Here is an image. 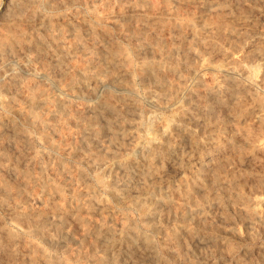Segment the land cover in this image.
<instances>
[{"label":"rangeland","instance_id":"374dc122","mask_svg":"<svg viewBox=\"0 0 264 264\" xmlns=\"http://www.w3.org/2000/svg\"><path fill=\"white\" fill-rule=\"evenodd\" d=\"M261 55L264 0H0V264H264Z\"/></svg>","mask_w":264,"mask_h":264},{"label":"bare ground","instance_id":"6f19581e","mask_svg":"<svg viewBox=\"0 0 264 264\" xmlns=\"http://www.w3.org/2000/svg\"><path fill=\"white\" fill-rule=\"evenodd\" d=\"M174 1V0H173ZM200 3H201V1H199ZM199 3V4H200ZM175 5V4H174ZM245 5V4H244ZM128 7V6H127ZM205 7H207V6H205ZM169 8V7H168ZM208 8V7H207ZM262 9H263V7H262ZM208 11H209V9H208ZM210 11H213V10H210ZM209 11V12H210ZM217 11V10H216ZM81 12V11H80ZM87 12V11H86ZM223 12V11H222ZM43 13V12H42ZM155 13V12H154ZM83 16H85V15H83ZM118 16V15H117ZM151 16V15H150ZM202 17H204V15L202 16ZM66 18V17H65ZM102 18V17H101ZM151 18V17H150ZM169 18V17H168ZM201 19H203V18H201ZM262 19V18H261ZM247 20V19H246ZM81 21V20H80ZM174 21V20H173ZM202 21V20H201ZM248 21V20H247ZM200 22V21H199ZM201 24V23H200ZM216 24V23H215ZM223 24V23H222ZM194 27H196L194 24H192ZM210 25V24H209ZM236 25V24H235ZM110 26V25H109ZM226 26V25H225ZM203 28V27H202ZM228 28V27H227ZM260 28V27H259ZM208 30V29H207ZM232 30L234 31V33L235 34H237L238 36H245V37H247V36H249V34L252 32V30H253V28L251 29V28H248V26H246V25H240V26H233L232 27ZM254 30H255V28H254ZM194 31H195V29H194ZM257 30H255V32H256ZM259 31V30H258ZM152 34V33H151ZM154 34V33H153ZM232 35V34H231ZM189 37V36H188ZM191 37H194V38H197V40H199V41H202V40H207L208 38V36H206V35H198L197 36V34L195 33V32H193V34L189 37V38H191ZM252 37V36H251ZM241 38V37H240ZM253 38V37H252ZM248 43V42H247ZM26 44V43H25ZM59 44V43H58ZM79 47V46H78ZM186 47V46H185ZM202 48V47H201ZM208 48H210V47H208ZM207 47H204V52H205V54L206 53H208L211 57H212V59L213 58H215V55H217V54H219L220 52L219 51H217V52H212V51H210V49H208ZM226 48V47H225ZM250 48V47H249ZM141 50V49H140ZM229 53V52H228ZM193 54H196V53H193ZM231 54V53H230ZM235 54V53H234ZM187 55V54H186ZM198 55V54H197ZM197 55H194V56H197ZM201 56V55H200ZM206 56V55H205ZM205 56H203V57H205ZM262 56V55H261ZM234 57V56H233ZM251 57V56H250ZM13 58V57H12ZM198 58H200V57H198ZM262 58V60H263V66H264V56H262L261 57ZM118 59V58H117ZM163 60V59H162ZM206 60V59H205ZM205 60H203L202 62H200V64L196 67V70H195V72H194V74H193V77H192V79L193 78H196L197 77V74H198V72L199 71H202V70H206V68L207 69H209L208 67H210L211 66V63H210V60L209 61H205ZM205 61V62H204ZM24 62V61H23ZM125 62V61H124ZM29 64V63H28ZM183 64V63H182ZM219 64V63H218ZM119 65V64H118ZM146 65V64H145ZM219 66V65H218ZM217 66V67H218ZM182 67V66H181ZM253 67V66H252ZM22 68V67H21ZM151 67L149 66L148 67V69H150ZM166 68V67H165ZM220 68V71H223L225 74H227L228 75V77L229 78H235V77H237V75H241V80H243L244 79V77L245 76H248V74L247 73H245V75L243 74L245 71L242 69V66H238L236 63H234V61L232 60V58L231 57H228L227 59L225 58V61L222 63V65L219 67ZM252 69H254V68H252ZM26 70V69H25ZM104 70V69H103ZM1 71V70H0ZM111 71V70H110ZM122 71V70H121ZM193 71V70H192ZM58 72V71H57ZM167 72H168V70H167ZM254 72V71H253ZM258 72V71H257ZM176 74V73H175ZM174 75V74H173ZM201 75V74H200ZM209 75V74H208ZM244 75V76H243ZM251 75H253V73L251 74ZM257 75V74H256ZM249 77H250V75H249ZM123 78V77H122ZM209 78V77H208ZM256 78H258V75H257V77ZM210 79V78H209ZM208 79V80H209ZM212 79V78H211ZM249 79V78H248ZM251 79V78H250ZM260 79V78H259ZM7 80V79H6ZM177 80V79H176ZM180 80V79H179ZM181 80H183V79H181ZM186 80H189V79H186ZM104 81V80H103ZM247 81V80H246ZM106 82H110L111 84L113 83L114 84V86H116L118 89V93L117 94H113V93H109L111 96H113L114 95V98L116 99V100H119V101H125L127 98H126V96H125V94H124V90L127 88V85L125 84V83H123V82H121V81H119L118 79H116V78H110V79H107L106 80ZM187 82V81H186ZM252 82V81H251ZM254 82H255V79H254ZM257 82V81H256ZM176 83V82H175ZM190 83V82H189ZM258 83V82H257ZM256 83V84H257ZM189 84H187V83H185L183 86H179L178 88H177V91H180V90H182V89H185V88H188L187 86H188ZM215 85V84H214ZM235 85V84H234ZM101 86V85H100ZM111 86V85H110ZM13 87V86H12ZM58 87V86H57ZM74 87V86H73ZM108 87V86H107ZM226 87V86H225ZM231 87V89H233V87L232 86H230ZM213 88V87H212ZM107 89V88H106ZM238 89V88H237ZM58 90V89H57ZM80 90V89H79ZM98 91V90H97ZM101 91V90H100ZM108 91V90H107ZM203 91V90H202ZM172 92V91H171ZM97 93V92H96ZM169 93V92H168ZM214 93H217V92H214ZM246 93V92H245ZM68 95V94H67ZM216 95V94H215ZM8 96V95H7ZM155 96V95H154ZM160 97V96H159ZM215 97V99H211V100H209L208 101V106H213V104L215 103V102H217L218 100H219V98H217V96H214ZM75 98V97H74ZM107 98V97H106ZM166 98V97H165ZM184 98V97H183ZM234 98V97H233ZM113 99V98H112ZM188 99V98H187ZM131 100V99H130ZM163 100V99H162ZM246 102V101H245ZM43 103V102H42ZM103 103V105L104 106H110V100H108V99H106L105 101H103L102 102ZM244 103V102H243ZM175 105V104H174ZM174 105H172V106H174ZM254 105V104H253ZM127 106V105H126ZM171 106V107H172ZM190 106V105H189ZM264 106V105H263ZM159 107V106H158ZM125 108V107H124ZM246 108V107H245ZM260 108L261 109H263V107L262 106H260ZM233 109V108H232ZM179 110V109H178ZM245 110L246 109H244V108H241V107H239V108H237V110H235L233 113H232V115H231V117L236 121L237 119H239V118H241L242 117V114H244L243 112H245ZM171 111V110H170ZM176 111V110H175ZM180 111V110H179ZM231 111V110H230ZM178 112V111H177ZM258 112H262V111H258ZM151 117V116H150ZM102 119V118H101ZM104 121V120H103ZM203 121V120H202ZM231 122V121H230ZM38 123V122H37ZM137 123V122H136ZM161 125V124H160ZM224 128H229V130L230 129H234V131H235V128H236V124L235 123H233V122H231V123H227L225 126H224ZM149 130V129H148ZM109 132V131H108ZM148 132V131H147ZM230 132V131H229ZM110 133V132H109ZM129 138V137H128ZM144 138V137H143ZM127 139V138H126ZM11 140V139H10ZM209 142L211 143V142H214L215 143V137L212 135V134H210V136H209ZM12 141V140H11ZM15 142V141H14ZM84 142V141H83ZM139 142H137V144H138ZM6 144V143H5ZM13 144V143H12ZM85 145V144H84ZM100 145V144H99ZM104 145V144H103ZM86 146V145H85ZM102 146V145H101ZM104 147V146H103ZM79 148V147H78ZM129 148V147H128ZM108 153V152H107ZM119 155V154H118ZM188 160V159H187ZM178 162V161H177ZM109 166V165H108ZM100 171V170H99ZM171 171V170H170ZM171 173V172H170ZM176 176V175H175ZM157 177V176H156ZM86 193V192H85ZM105 193V192H104ZM87 196H88V194H87ZM126 196V195H125ZM149 196L150 195H145V196H143V197H140L139 199H137V201H138V204H140V206H142L143 204H145L147 201H148V198H149ZM132 198V197H131ZM133 198H135V197H133ZM81 200V199H80ZM44 201V200H43ZM94 202V201H93ZM154 202V201H153ZM164 202V201H163ZM33 203V202H32ZM37 203H39V202H37ZM41 203V202H40ZM43 203V202H42ZM41 203V204H42ZM29 205V204H28ZM99 205V204H98ZM99 206H102V205H99ZM148 206V205H147ZM155 207H157L156 205H155ZM208 207V206H207ZM45 208V207H44ZM48 208V207H47ZM114 208V207H113ZM133 208V207H132ZM145 208H146V206H145ZM27 209V208H26ZM186 209V208H185ZM28 210V209H27ZM49 210V209H48ZM98 210V209H97ZM50 211V210H49ZM64 213V212H63ZM199 214V213H198ZM167 215V214H166ZM27 217V216H26ZM25 217V218H26ZM52 217H53V214L52 213H49V214H45L44 216H43V221H50V220H52ZM8 218V217H7ZM198 219V218H197ZM117 220H119V219H117ZM57 221V220H56ZM47 223V222H46ZM49 223V222H48ZM43 226V225H42ZM45 227V226H44ZM119 227V226H118ZM5 234V233H4ZM70 235V234H69ZM54 237V236H53ZM199 242V241H198ZM116 246H117V244H116ZM59 248V247H58ZM133 248V247H132ZM143 248V247H142ZM112 249V248H111ZM110 249V250H111ZM160 251V250H159ZM113 255L111 256L112 258H114V257H117L116 255H122L123 253H121V251H118L117 253H112ZM125 255H126V253H125ZM20 256V255H19ZM50 257V256H49ZM56 259V258H55ZM117 260V259H116ZM4 262V261H3ZM27 263V262H26ZM188 263H190V262H188ZM153 264V263H152Z\"/></svg>","mask_w":264,"mask_h":264}]
</instances>
